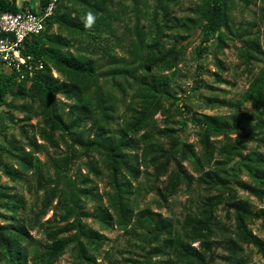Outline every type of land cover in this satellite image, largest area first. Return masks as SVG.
<instances>
[{"label": "trees", "instance_id": "obj_1", "mask_svg": "<svg viewBox=\"0 0 264 264\" xmlns=\"http://www.w3.org/2000/svg\"><path fill=\"white\" fill-rule=\"evenodd\" d=\"M186 1L193 6L179 16ZM237 1L249 8L246 0ZM47 4L40 0L41 9ZM235 7V0L56 3L42 34L24 42L23 55L42 62L43 70L18 81L0 69V177L14 184L33 177L42 192L37 222L48 212L52 217L45 243L37 242L33 224L19 217L25 198L0 184V264H55L68 250L79 264H97L104 233L114 230L127 237L126 245L118 258L105 251L107 264H251L246 248L264 261V235L252 230L259 223L264 234V208L251 200L264 203V68L253 73L264 50L254 21L236 27ZM22 11L0 0V14ZM120 24L128 35L125 47ZM196 32L193 85L178 97L172 73ZM228 42L250 80L238 99L225 100L203 77L234 86L222 77ZM206 56L216 69L212 74L202 64ZM203 90L210 94L204 110L226 114L189 109L185 101ZM189 129L196 144L183 137ZM90 176L104 182L102 192ZM182 191L196 199L188 198L190 206L173 223L160 211ZM141 193L155 196L156 210L140 208ZM57 216L73 235L62 236Z\"/></svg>", "mask_w": 264, "mask_h": 264}, {"label": "rangeland", "instance_id": "obj_2", "mask_svg": "<svg viewBox=\"0 0 264 264\" xmlns=\"http://www.w3.org/2000/svg\"><path fill=\"white\" fill-rule=\"evenodd\" d=\"M249 4V8L241 7L240 3L235 0L236 7L233 11L234 19L236 22V27L239 26L240 23L249 21V22H255L257 27L254 28L253 32L258 34L261 39V45L264 50V20L261 19V10L264 8V1L263 0H246ZM193 6V2H184L183 6L180 10H177L176 13L179 16L185 15L187 13V9ZM143 22V21H142ZM55 30L53 29L52 32ZM118 35L124 39V41L121 42V46L125 47V40L128 35L124 31V28L122 27V24H120V30ZM124 37V38H123ZM187 50H186V57L184 59V62L177 71H175L173 74L174 81V90L179 93L178 97H184L185 94H183L181 91H186L188 95V91L192 87V79L193 74L195 71L196 63L192 59V51L194 47H196L199 43L198 41V33L196 32L191 39H189V42H187ZM185 43V44H187ZM184 44V45H185ZM236 45V44H235ZM238 46V44H237ZM113 50L118 55H123V51L119 47H113ZM224 61L225 66L227 67V72L222 75L223 79L225 81H228L232 83L234 86L231 87L226 84H218L214 83L212 78L208 76H204V80L213 85L215 89H217L214 94L217 95L219 99H238L239 95L242 94L249 83L250 80V74L247 73V71L244 70V67L241 66L237 60L236 52L234 49V43L228 42V47L224 50V54L221 58ZM202 64L205 68H207L210 71V74L214 73L216 71L215 67L212 65V59L211 56H206L205 59L202 61ZM264 68V62L257 64L253 67V73L259 71L260 69ZM210 96L209 92L202 91L200 94L191 95V98H189L186 102L189 109L194 112H203L205 114H220L224 115L226 114L224 109H214L212 111H205L202 105V102L205 97ZM16 119H21L22 115L15 113L14 114ZM159 125H162V118L160 116L156 117ZM31 124H35V121H32ZM18 126H20V123H18ZM10 133H12L17 140H21V136L19 134V129L16 126H11ZM183 137L188 140L189 143L196 144V139L194 137V132L192 129L186 130V132L183 134ZM260 152H263L262 149L259 150ZM49 154H52V151L49 150ZM39 160L41 162H46L47 157L46 155H39ZM80 166L79 163L75 164V167L72 169L71 174H75L77 168ZM86 170L82 169L81 175H85ZM91 179L92 176H90ZM95 185H97L100 192L104 189V182L98 181L96 179H93ZM0 184L7 185L9 187H15L17 193H19L21 196H23L26 200V209L19 213V217H22L25 219L26 222L33 224L34 228L30 231V234L33 236V238L38 242L41 241L42 243H45V236L44 232L46 229V221L49 220L52 217V212H48L45 216L41 217L39 220L40 222H37V219L39 218V209L41 205L42 200V192L38 191L36 188V182L33 177L28 176L27 181L21 182V183H12L5 177H0ZM141 184L145 186L146 182L144 178H141ZM196 193L192 195H188L187 192L182 191L178 195L171 198L164 209L160 211V213L167 219L171 220L173 223H175L178 220L182 219V216L184 215L187 207L190 206L189 199H196ZM243 195V194H241ZM244 196V195H243ZM156 200L155 196L153 194L145 195L144 193H141V196L138 198L139 206L140 208L144 207H150L152 210H156V204L154 201ZM253 202V205L256 209L264 208V203L260 204L255 199H251ZM87 208L89 210L92 209L91 205H87ZM219 215L221 218H223L224 213L222 211L219 212ZM57 221H59V226L63 230V237H67L70 235H73L75 233L74 230L71 229L70 224H67L66 222H62L60 220V216H57ZM225 220V219H223ZM72 220H69L68 223H71ZM39 223V224H38ZM83 223H86L93 229H98V225L93 223L90 220H83ZM253 232L258 235L259 237H263V233L260 230L259 223H256L252 225ZM104 235L107 237V241L105 245L102 248V252L97 260V264H107V260L104 256L105 251L109 252L112 256L118 258V252L123 250L126 245L127 237L123 236L120 232L114 230L111 232H105ZM244 256L249 259L251 264H264V261L261 259L259 255L255 253V251L251 248H246L244 251ZM55 264H79L78 260L76 259V256L73 252L68 250L64 255H62L59 260ZM214 264H219V262H215Z\"/></svg>", "mask_w": 264, "mask_h": 264}, {"label": "built area", "instance_id": "obj_3", "mask_svg": "<svg viewBox=\"0 0 264 264\" xmlns=\"http://www.w3.org/2000/svg\"><path fill=\"white\" fill-rule=\"evenodd\" d=\"M58 1L48 0L47 6L39 12L24 9L20 13L0 14V64L5 73L16 75L18 81L43 70L42 62L23 55L24 42L42 34Z\"/></svg>", "mask_w": 264, "mask_h": 264}, {"label": "crops", "instance_id": "obj_4", "mask_svg": "<svg viewBox=\"0 0 264 264\" xmlns=\"http://www.w3.org/2000/svg\"><path fill=\"white\" fill-rule=\"evenodd\" d=\"M9 2H13L17 9H30L35 12H39L41 10L40 0H6ZM0 69L3 70L1 64Z\"/></svg>", "mask_w": 264, "mask_h": 264}, {"label": "water", "instance_id": "obj_5", "mask_svg": "<svg viewBox=\"0 0 264 264\" xmlns=\"http://www.w3.org/2000/svg\"><path fill=\"white\" fill-rule=\"evenodd\" d=\"M28 39L31 40V37H29Z\"/></svg>", "mask_w": 264, "mask_h": 264}, {"label": "clouds", "instance_id": "obj_6", "mask_svg": "<svg viewBox=\"0 0 264 264\" xmlns=\"http://www.w3.org/2000/svg\"><path fill=\"white\" fill-rule=\"evenodd\" d=\"M90 19H91V17H90Z\"/></svg>", "mask_w": 264, "mask_h": 264}]
</instances>
